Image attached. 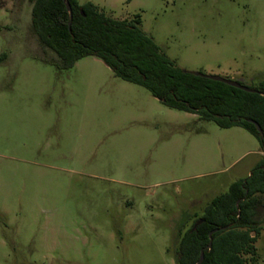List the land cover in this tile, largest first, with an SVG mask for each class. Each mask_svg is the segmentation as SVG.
Instances as JSON below:
<instances>
[{"label": "rangeland", "instance_id": "rangeland-1", "mask_svg": "<svg viewBox=\"0 0 264 264\" xmlns=\"http://www.w3.org/2000/svg\"><path fill=\"white\" fill-rule=\"evenodd\" d=\"M87 1L140 15L190 72L264 82V0ZM32 11L0 0V264H177L180 230L264 160L260 140L168 107L96 56L58 68ZM256 248L264 264V222Z\"/></svg>", "mask_w": 264, "mask_h": 264}, {"label": "trees", "instance_id": "trees-1", "mask_svg": "<svg viewBox=\"0 0 264 264\" xmlns=\"http://www.w3.org/2000/svg\"><path fill=\"white\" fill-rule=\"evenodd\" d=\"M32 1L33 30L44 49L57 56L45 60L64 69L96 56L117 76L148 88L168 107L197 113L223 127H245L258 137L264 152V82L258 88L263 93L251 92L180 67L143 29L140 15L115 19L91 1L69 0L71 19L65 0ZM250 119L261 125L262 132ZM263 197L264 160L247 178L214 198L184 232L180 230L177 264H196L204 248L201 264H258L256 242L264 222L259 216ZM200 219L204 221L194 228Z\"/></svg>", "mask_w": 264, "mask_h": 264}, {"label": "water", "instance_id": "water-1", "mask_svg": "<svg viewBox=\"0 0 264 264\" xmlns=\"http://www.w3.org/2000/svg\"><path fill=\"white\" fill-rule=\"evenodd\" d=\"M65 2H66V5H67V8H68L69 12L71 13V19H72L73 18L72 5H71V3H70L69 0H65ZM71 23H72V20L70 21V25H71ZM193 73H195L196 75H201V76L208 77V78H211V79H214V80L222 81V82H225L227 84H230L232 86H236L238 88H241V89H244V90H247V91H251V92H261L260 90L251 88V87H249L247 85L242 84L239 81H236V80H233V79H229L227 77H223V76H220V75L205 74V73H202V72H193ZM261 93H263V92H261ZM250 122L254 123L258 127L259 131L262 132V127H261V125L256 120L250 119ZM203 221H204V219L198 220L195 223L194 228H196ZM218 230H219V228L214 229L210 233V236L213 237V234L216 231H218ZM212 244H213V242H210L209 247H212ZM204 258H205V248L202 249L200 258H199V260H198V262L196 264H201L203 262Z\"/></svg>", "mask_w": 264, "mask_h": 264}]
</instances>
